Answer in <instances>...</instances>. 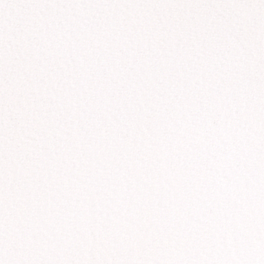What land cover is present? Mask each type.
Listing matches in <instances>:
<instances>
[{
	"label": "snow or ice",
	"instance_id": "obj_1",
	"mask_svg": "<svg viewBox=\"0 0 264 264\" xmlns=\"http://www.w3.org/2000/svg\"><path fill=\"white\" fill-rule=\"evenodd\" d=\"M0 264H264V0H0Z\"/></svg>",
	"mask_w": 264,
	"mask_h": 264
}]
</instances>
